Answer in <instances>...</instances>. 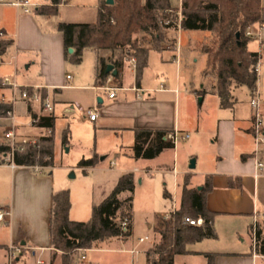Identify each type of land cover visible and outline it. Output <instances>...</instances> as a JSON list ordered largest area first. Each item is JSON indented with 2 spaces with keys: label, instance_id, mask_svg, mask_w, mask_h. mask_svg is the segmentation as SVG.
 <instances>
[{
  "label": "crops",
  "instance_id": "obj_1",
  "mask_svg": "<svg viewBox=\"0 0 264 264\" xmlns=\"http://www.w3.org/2000/svg\"><path fill=\"white\" fill-rule=\"evenodd\" d=\"M32 3L39 7L44 3L50 4V0ZM69 5H71L69 0H63L59 8L63 9ZM172 5L180 8L181 0L177 5L172 2ZM262 5L264 7V0H262ZM17 10L16 32L8 30L7 26H4L0 31L5 34L4 37L0 36V41L11 42L4 55L14 49V59L18 60L20 54L36 53V58H40L41 61V72L45 73L48 69V75L41 74L43 79L40 82L19 81L18 75H15L16 80H14L22 86L46 88L45 90L54 102L53 112L47 114L43 112L39 103L21 101L25 104L32 123L35 115L55 116L56 96L64 89L75 87L71 84L74 76L68 74L66 79L61 80L52 75L53 55L57 64L55 68L59 71H62L68 64L65 58L63 35L61 34L60 43L52 51L51 46L47 43L52 35L44 31L36 19L27 16L28 14H23L19 9ZM204 36L205 34L201 31L166 30L159 49L149 45L151 50L148 67L144 70L139 82L136 77V63L132 59L126 60L123 67L114 68L117 74H108L106 82L97 81L95 57L94 85L89 88L93 91V105L89 108L98 106L100 115L95 122H91L83 114L84 119L93 130V140H90V143L96 152L95 155L99 157L101 154L116 151V154H122L137 163L150 161L133 158L132 148L135 143L136 130L149 129L185 133L181 128L178 110L182 77L185 88L187 84L185 81L187 80L186 69L183 67L186 68L189 62L197 57L198 54L191 49ZM249 50L259 54L256 90L264 96V27L249 44ZM172 67H175V75H171ZM68 76L71 78L68 79ZM0 79L4 78L0 77ZM172 80L174 87L167 88V84ZM103 86L116 88V97L110 99L108 92L101 89ZM135 87L142 90L141 98H138V92L132 90ZM117 92H121V95ZM242 92L246 101L240 98ZM167 94L175 96L170 99ZM251 95L252 92L247 87L234 89L235 105L232 109H221L219 101L221 112L229 113L218 115V136L214 141L217 149L211 151V168L202 171L206 177L205 183L210 178L212 184V189L207 195L206 205L208 210L215 214L213 228L217 237L188 245L189 253L184 256L190 258L191 262H197L191 264H207L206 254L216 255L215 264H264V255H259L257 252L255 255L253 248L252 225L254 218L257 215L259 221L264 222V168L260 172L256 168L257 161L264 164V146L261 155L255 156L252 109L250 107ZM2 96H11V90L6 87L1 88L0 99ZM67 105L70 104H66L62 110L64 116H67L65 114ZM55 118L57 120V117ZM243 123L246 126L243 127ZM21 128L20 134L22 135H36L38 130L47 131L45 128H35L33 125L30 128L25 126ZM72 136L69 129V144ZM124 136L127 139L126 145L123 142ZM179 144L173 149L175 156L179 152ZM68 145L61 144V148H67ZM114 164L111 162V165ZM82 169L85 171L90 169L108 171L97 167V165ZM149 170L148 164L136 165L133 169L127 170L125 174H132L136 184L139 174ZM186 184L189 188H199L192 187L187 181L184 185ZM177 185L180 187L179 183ZM54 192L58 191H56L55 179L51 172L36 171L34 166L0 163V212L4 214V221L0 222V264H29V260L36 257L38 258L37 264H57V262L62 264L60 255L52 261L55 251L51 247L49 216ZM171 196L174 208L178 209L177 204L180 205L181 200L180 188L177 189L176 196L172 194ZM71 204L70 219L74 222L84 220L79 218V211L74 209L72 195ZM94 205L96 204L89 202L88 207L82 213L83 216L88 215V220L92 216ZM7 211L10 212V215L5 213ZM133 233L132 219V235L130 237L123 240L115 238L99 243L93 249L87 250L86 253H125L134 256L133 262L135 255L140 252L145 255L147 250H144L139 245L140 243L132 242ZM113 245H121L122 249H114Z\"/></svg>",
  "mask_w": 264,
  "mask_h": 264
},
{
  "label": "trees",
  "instance_id": "obj_2",
  "mask_svg": "<svg viewBox=\"0 0 264 264\" xmlns=\"http://www.w3.org/2000/svg\"><path fill=\"white\" fill-rule=\"evenodd\" d=\"M63 0H50L36 9L38 15L53 17L58 15ZM182 13L184 31H201L205 34L192 51L203 56L205 66L201 72L204 80L198 95L217 96L221 109H232L234 89L247 87L252 93L258 82L257 66L259 54L249 50L254 36L247 33L264 27V7L262 0H181V8L174 7L171 0H114L108 5L101 1L97 20L94 23H59L58 31L63 35L65 58L68 62L80 65L85 51L91 50L96 57V80L106 82L109 65L119 69L126 60L135 59L137 81L141 80L148 67L152 45L160 48L163 34L172 27L164 24L169 18L168 11ZM11 45L9 41H0V56ZM73 49L72 54L69 49ZM3 88L0 79V89ZM41 96L47 97L42 90ZM12 107L0 102V118H5ZM33 126L53 130L56 124L54 115H35ZM172 131L139 129L135 132L132 148L136 160H153L165 150L174 149L175 144L167 140ZM39 147L20 151L8 143L0 142V155L13 152V163L18 166L51 165L54 160V136L41 139ZM62 144H69V129L62 134ZM39 148V149H38ZM49 161L43 164L42 159ZM99 157L94 155L82 159L80 168H92L98 164ZM4 162L0 157V163ZM212 189L210 178L198 188L183 185L181 200L177 211L168 219L156 217L155 232L161 236L158 244L145 252L146 264H174L177 255L189 253L188 245L205 239L217 237L213 228L215 214L206 205L208 193ZM135 180L132 174H124L114 189L99 204L92 208V216L86 222H74L70 219L71 194L69 190L54 192L50 209L49 224L51 247L56 257L61 254L62 264H73L76 252L93 249L97 244L112 239H126L132 235L133 197ZM128 194V196H124ZM164 198L172 200L169 193ZM130 221L129 233H123L120 222ZM202 221L200 226L186 224V219ZM120 219V220H119ZM257 248L264 255V222H258ZM207 264H215V254H206Z\"/></svg>",
  "mask_w": 264,
  "mask_h": 264
},
{
  "label": "rangeland",
  "instance_id": "obj_3",
  "mask_svg": "<svg viewBox=\"0 0 264 264\" xmlns=\"http://www.w3.org/2000/svg\"><path fill=\"white\" fill-rule=\"evenodd\" d=\"M29 1L45 2L46 0ZM101 1L69 0V4L71 5L63 9L59 8L58 15L53 17L36 14L38 6H35L33 13L26 15L36 19L44 31L52 35L47 43L51 46V50L54 51L61 39V33L57 29L58 24H88L96 22ZM172 2L177 5L179 0H172ZM17 11L12 6L0 5V31L4 26H7L8 30L15 31L17 29ZM13 51L14 49H11L6 55L1 57V60L4 62L0 65L1 78L9 77L14 80L15 75H18L19 81L40 82L43 79L41 74L43 76L48 75V69H46L47 72L45 73L41 72V61L40 58H36V53L20 54L18 60H15ZM52 62V75L57 76L61 80L66 79L68 74L74 76L71 84L75 87L64 89L56 96L54 114L57 120L55 128L50 132L38 130L36 135L20 134L22 126L31 127V121L28 117L25 104L21 103V101L16 104L15 116H17V131L14 140L16 149L20 151L34 149L41 145V139L54 136L55 150L53 164L48 166L36 165L34 168L39 167L40 171L51 172L53 174L56 191H70L74 209L79 211V218L84 219L81 222H85L89 218L88 215H85V217L82 214L88 207L89 202L96 205L101 203L110 194L118 178L125 174L127 170L133 169L136 165L143 166L148 164L150 170L139 174L134 193L131 194L133 197L132 212L134 225L132 242L134 241L139 244V239L147 236L149 239L139 244L144 250L158 244L161 236L155 232L157 224L156 217H170L172 213L177 211L172 204V200L164 198V194L168 192L176 196L177 189L180 188L181 191L186 181L192 187H202L205 184L206 177L202 174V171L211 168V151L217 149L214 141L218 136V115H221V113H229L221 112L219 99L216 96L210 94L205 96L198 95V91L202 88L204 82L201 77V72L205 66L204 57L197 55L195 59L189 62L186 68L183 67V69H186L185 75L187 76V80L185 81L187 84L185 88L182 77L178 110L181 128L185 132L183 134H188L189 138L184 142H180L179 152L176 156L173 149H167L157 159L137 163L135 160L127 158L122 154H116V151L101 154L97 167L108 170L107 172L99 169L85 171L78 166L84 157L89 159L96 154L91 145L92 143H90V140H93V130L84 119L82 112H76L75 114L67 116L62 115V110L66 104H79L85 109L93 105V91L89 88L94 85L95 54L91 50L85 51L83 61L80 65L68 62L62 71L55 68L57 64L54 61V55ZM172 72V74L170 72L171 75L176 74L175 67H172ZM147 77L149 78V75ZM173 87L172 80V82L167 84V88ZM117 93L121 95V92ZM167 95L170 99L175 96L174 94ZM240 98L245 100L246 97L243 92L240 93ZM9 124L8 120L0 122V142L10 143L3 138V134L8 129ZM239 125L240 127L242 126L241 123ZM244 126L246 124L243 123ZM67 128L70 129L71 136L72 133L73 136L68 147L61 148L62 134ZM123 142L126 145V136H124ZM192 160H195L196 164L194 169L190 168ZM42 161L43 164H46L49 159L43 158ZM111 162L115 164L111 165ZM178 183L180 187H178ZM124 196L126 197L128 194ZM178 207L179 204H177ZM113 248L122 249V246L113 245ZM59 255L61 256L60 253ZM82 255L87 256L86 260L81 259ZM133 257L130 254L119 252L86 253V251H83L75 253L73 264H145V255L142 252L135 255V259L132 262ZM37 261V257L31 258L29 264H37ZM191 263L197 262H191L190 258L184 255H179L174 258V264ZM57 264L59 263L57 262Z\"/></svg>",
  "mask_w": 264,
  "mask_h": 264
},
{
  "label": "built area",
  "instance_id": "obj_4",
  "mask_svg": "<svg viewBox=\"0 0 264 264\" xmlns=\"http://www.w3.org/2000/svg\"><path fill=\"white\" fill-rule=\"evenodd\" d=\"M0 5H9L16 9H19L25 14H32L33 8L37 6L36 4L30 2L29 0H0ZM181 8V7H180ZM169 18H167L164 22L166 26H171V29L174 30H181L182 29V13L181 9L178 12L174 11H168L167 13ZM260 30L252 31L250 30L247 35L256 37ZM1 37H4L5 34L3 32L0 33ZM134 63H136L135 59H132ZM4 62L1 60L0 56V65H2ZM257 72L259 73V67L257 66ZM71 76H68V79H70ZM3 87L9 88L11 90V96H2L0 99V102L3 104H7L12 107V110L8 112L7 117L0 118V122L3 120L9 121L8 129L4 132L3 138L5 141H9V145L12 147L13 152L15 151V143L14 140L16 138V116H15V106L19 101H31L34 103H39L41 105V108L44 113L50 114L54 110V102L52 101L49 93L47 92V97L44 99L41 96V91L45 90L44 87L40 86H34V87H27L19 85L15 80H12L9 77H6L2 80ZM102 90L108 92V96L110 99H113L116 97V88H112L109 86H103L101 87ZM133 91L138 92V98H141V89L133 88ZM250 107L252 109V135L254 139L255 144V156L261 155L262 147L264 146V96L257 90H255L250 98ZM76 112H82L85 117H87L91 122H95L100 115V110L98 106H94L92 108L85 109L79 104H70L65 109V114H75ZM33 125V122L31 123ZM47 131H51V129H47ZM189 138V135L181 134L178 131H174L173 133H170L167 136V140L171 141L175 144V146L180 143L181 141H184ZM13 152L8 154H1L0 157L3 159V161L7 164L14 165L13 163ZM257 171L260 172L264 168V164L261 161H257L256 165ZM36 171H40L39 167L35 168ZM7 215H10V212H5ZM169 217H166L168 219ZM4 221V214L0 212V222ZM186 224L190 226H200L202 224V221L198 220H192V219H186ZM258 222L259 218H254L253 225H252V235H253V248L254 253L256 254V248H257V229H258ZM130 221L129 219H124L120 222V228L122 232L129 233L130 231ZM149 238L144 237L139 239V243H144ZM82 260H86V256L82 255Z\"/></svg>",
  "mask_w": 264,
  "mask_h": 264
},
{
  "label": "water",
  "instance_id": "obj_5",
  "mask_svg": "<svg viewBox=\"0 0 264 264\" xmlns=\"http://www.w3.org/2000/svg\"><path fill=\"white\" fill-rule=\"evenodd\" d=\"M107 4L108 5H113L114 4V0H107ZM74 52V50L71 48L69 49V53L72 54ZM110 73H113L114 75H116L117 73L114 71V67L112 65H109L107 67V74H110ZM196 167V164H195V160H192L191 162V165H190V168L191 169H194ZM202 187H199L198 190H201Z\"/></svg>",
  "mask_w": 264,
  "mask_h": 264
}]
</instances>
